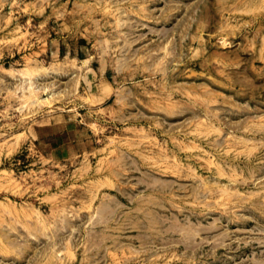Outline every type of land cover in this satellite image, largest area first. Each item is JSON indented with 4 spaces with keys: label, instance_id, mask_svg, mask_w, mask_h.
I'll return each instance as SVG.
<instances>
[{
    "label": "rangeland",
    "instance_id": "374dc122",
    "mask_svg": "<svg viewBox=\"0 0 264 264\" xmlns=\"http://www.w3.org/2000/svg\"><path fill=\"white\" fill-rule=\"evenodd\" d=\"M0 264H264V0H0Z\"/></svg>",
    "mask_w": 264,
    "mask_h": 264
},
{
    "label": "bare ground",
    "instance_id": "6f19581e",
    "mask_svg": "<svg viewBox=\"0 0 264 264\" xmlns=\"http://www.w3.org/2000/svg\"><path fill=\"white\" fill-rule=\"evenodd\" d=\"M188 239H190V238H187V240H188ZM191 239H192V238H191ZM183 240H184V239H183ZM188 241H189V240H188ZM190 241H191V240H190ZM188 243H190V242H187V244H188ZM187 244H185V246H186ZM187 246H188V245H187ZM189 247H191V246H189ZM186 248H187V247H186Z\"/></svg>",
    "mask_w": 264,
    "mask_h": 264
}]
</instances>
